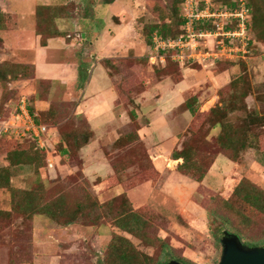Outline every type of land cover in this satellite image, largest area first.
Returning a JSON list of instances; mask_svg holds the SVG:
<instances>
[{"label":"rangeland","instance_id":"obj_1","mask_svg":"<svg viewBox=\"0 0 264 264\" xmlns=\"http://www.w3.org/2000/svg\"><path fill=\"white\" fill-rule=\"evenodd\" d=\"M37 1L0 3V10H18L20 17L26 18L14 20L18 28L12 31L11 16L7 15L4 20L9 27L0 31V73L9 74L5 83L0 82V131L21 99L31 106L34 119L40 121L37 124L48 129L42 137L43 148L29 135H0L1 152L37 147L42 153L33 165L13 167L8 166L6 154H0V168H11L12 173V191L0 189V264H100L116 237L127 239L153 264H219L224 232L238 236L246 247L264 246V121L252 126L259 137L255 145L233 161L216 143L219 131L210 132L207 122L211 108L219 101L218 92L223 90V97L229 100L231 92L225 87L244 72L251 95L245 100L246 110L232 113L229 120L239 127L246 125L249 112L264 117V45L256 40L252 28L244 59L224 60L216 67L181 68L187 82L179 102L197 99L200 109L196 116H177L168 124L173 136L162 141L153 138L161 124L152 127L151 117L161 100L172 99L168 94L172 86L168 83L160 88L164 79L156 77L154 71H161L166 62L146 45L144 34L149 35L151 25L163 22L161 12H168L172 0H132L133 8L130 0H93L100 9L117 1L127 11L123 21L108 17L110 11L105 7L97 10L101 19L97 25L102 24L93 30L92 22L85 18L90 0H71L64 9L74 15L72 21L58 20L56 25L78 48H72L73 52L64 48L59 56L43 60L33 29ZM226 1L233 4L235 0ZM121 24L119 32L113 30ZM112 35L124 44L113 47L103 59V36ZM95 37L101 42L95 46L101 55L88 45ZM205 45L211 48L212 42ZM34 63L43 69H38V78L47 69L55 70L52 74L56 77L46 74V79L53 81L36 79ZM71 63L76 64L72 78L54 81L62 79L61 68L66 67L64 76L70 73L67 65ZM168 64L173 71L179 69ZM14 69L17 79L10 76ZM146 81L160 86L147 94ZM94 99L101 102L96 105ZM172 101L165 109L171 111L173 119V111L180 114V109H176L179 102ZM64 138L67 144L61 142ZM66 146L69 153L63 155L61 150ZM188 146L197 168L184 174L177 170L183 161L175 163L171 156ZM147 154L163 165L154 170ZM136 157L139 162L134 163ZM200 176L203 180L196 181ZM144 184L147 186L140 187ZM30 191L45 203L62 197L66 212L80 209L81 213L75 214L71 225L64 226L44 215L16 212L15 207L24 204L25 193ZM129 213L139 217V232L134 236L123 230ZM122 217L124 227L118 228Z\"/></svg>","mask_w":264,"mask_h":264},{"label":"trees","instance_id":"obj_2","mask_svg":"<svg viewBox=\"0 0 264 264\" xmlns=\"http://www.w3.org/2000/svg\"><path fill=\"white\" fill-rule=\"evenodd\" d=\"M169 1V0H163ZM234 2V1H233ZM72 2L62 4V5H49V6H37L36 8V26L35 33L40 38V46L46 47L47 41L53 38H67L65 33L59 31L56 26L57 20L70 19L74 15L70 16L68 9H64ZM214 3L218 4L216 0ZM149 4V1H148ZM227 6H234V4L228 3L226 0L222 3ZM249 13L251 15L250 29L254 32L256 40L264 45V0H250L246 2ZM182 5L183 0H172V4L168 7V12H161L162 23L156 25H151L148 28L149 35L144 34L146 45L149 47H154L153 38L156 36L159 40L165 41L170 39H176L183 34V27L185 20L182 15ZM77 6H75V11ZM5 16L0 12V31L7 29V21L4 20ZM200 26V25H199ZM198 26V28H199ZM204 27V26H203ZM202 27V28H203ZM46 28V31L43 29ZM205 28V27H204ZM48 29V30H47ZM201 29V27L199 28ZM67 40V39H66ZM153 44V45H152ZM105 64H109L108 60L104 61ZM171 63L175 67L179 68L177 70H171L169 64ZM17 68L19 66H16ZM15 68V67H14ZM27 67H24L26 69ZM34 72V71H33ZM156 77L160 76L161 79L170 78L174 83H180L182 81L181 68L177 63H174L170 60V56H167L166 65L163 66L161 71H154ZM9 74L6 71L0 73V82L5 83L7 76ZM244 74L238 76L225 87V90L231 92L229 100H226L223 97V90L218 92L219 101L215 107H213L208 116V124L210 132L219 131L216 136V143L224 151L228 152L230 160L233 161L240 155L242 152H245L248 149H251L255 142L257 141L258 134L253 133L255 129L252 126L264 121V117H259L256 112H249L248 121L244 122L246 125L242 124L239 127L234 126L229 120V115L235 112H242L246 110L245 100L251 95V87L248 83V75ZM11 78L17 79L18 71L14 69L11 73ZM145 82L144 80H142ZM46 82V81H44ZM147 82V81H146ZM151 82H147L145 90L149 89ZM198 98V97H197ZM198 100L192 99L191 102H184L178 109L180 113L189 112L192 116H196L198 113ZM177 109V110H178ZM29 111L33 116L31 106H29ZM12 113H9L11 115ZM8 115V116H9ZM36 123H40L39 120L35 119ZM63 144H67V139L64 138L61 141ZM86 142H88L86 140ZM85 142V143H86ZM28 150V149H27ZM19 150L15 149L14 151L1 152L6 154V159L9 163L8 166H21L22 164L33 165L35 160L40 159L42 155L41 150L37 147L29 148V150ZM69 151L67 146L61 150V154L68 155ZM193 151L188 147H184L181 151L174 152L171 158L174 161L182 160L183 163L180 164L177 170L181 173L188 174L193 168H197L196 163L193 160ZM43 158V157H42ZM147 162L153 168L149 155L147 154ZM127 164H131L130 160L126 161ZM135 162H139L138 157H136ZM125 163V161H124ZM11 168H0V189H5L6 191H12L11 189ZM204 176H200L196 181H202ZM25 201L23 205H18L15 207V211L28 214L29 216L34 215H44L50 220L54 221L57 224L64 226H69L73 223V218L75 214L81 213V210H74L72 212L65 211V203L63 198L59 197L54 200L45 203L40 196H37L33 192L25 193ZM255 205V204H254ZM24 214V215H25ZM129 220L126 227L123 229L125 233L129 235H137L139 232V217L135 213H129ZM124 217L118 220V228H123L122 223ZM227 225L230 223L225 222ZM255 245H250L253 247ZM153 264L152 259L147 256L140 255L136 252L133 246L130 244L127 239L122 237H116L114 242L110 245L109 253L106 259L100 264Z\"/></svg>","mask_w":264,"mask_h":264},{"label":"built area","instance_id":"obj_3","mask_svg":"<svg viewBox=\"0 0 264 264\" xmlns=\"http://www.w3.org/2000/svg\"><path fill=\"white\" fill-rule=\"evenodd\" d=\"M233 4L230 7L216 4L214 0H183V34L165 41L154 36L152 50L162 63L165 64L169 55L180 68L191 65L216 67L221 61L241 58L247 54L251 41V15L244 0H235ZM206 42H212L211 48L205 45ZM10 120L1 125L0 135H29L39 148H43L42 137L48 129L36 123L25 99L20 100Z\"/></svg>","mask_w":264,"mask_h":264},{"label":"crops","instance_id":"obj_4","mask_svg":"<svg viewBox=\"0 0 264 264\" xmlns=\"http://www.w3.org/2000/svg\"><path fill=\"white\" fill-rule=\"evenodd\" d=\"M11 1L13 2V0H11ZM66 1L72 2L71 0H66ZM89 2H90L89 3L90 6H89V8H87V12H86V17L85 18L89 19L92 22V26L93 27L91 28V30H93L95 28L94 27L95 25L98 26V27H101L102 23L100 25L99 24L97 25V23H99L101 21V19L99 18V15H100L98 13L99 11L97 12V10L102 11V9L104 7L106 8L107 12H108V10L110 11V12H108V17H110L111 19H113V17L115 16V17H121L123 19V21H124L125 18H126V15H125V13L127 12L126 9H124V6L120 5V3H118L117 1L113 2V3H110V5L104 4L101 9H100L99 5H95V3H93V0H90ZM132 2L133 1L130 0V4ZM0 3H1V0H0ZM124 3H125V1H124ZM49 5H62V4H59V2L53 3V0L52 1H50V0H38L37 4L35 5V11H34L35 13H34V16H33V18L35 19L34 20L35 23L33 25V29L34 30H35V26H36V8H37V6H49ZM132 5L133 4H131V6ZM132 8H133V6H132ZM17 11L18 10L15 11L13 9V13H6L4 10H0V12L5 16V18H7V15L11 16L10 20H12L11 21V24H12L11 28H13L12 31H14V30H16L18 28L16 23H14L15 22L14 20H18V19H21V18L26 19L25 16L24 17H20V12L19 11L17 12ZM106 20H107V18H104V21H106ZM64 21H70L71 22L72 19H64ZM102 21H103V19H102ZM123 26H124V24L123 25L122 24L121 25H114L115 29H113V30L119 32L121 30V27H123ZM6 27L7 28L9 27V23L8 22L6 24ZM99 33H103V32H99ZM99 33L95 32L94 35H97ZM68 38H70V37H68ZM103 38L105 39V51H106V54H105L103 59L107 58V56L113 52V47H115V46H123V44H124L123 43L124 40L121 39V38L119 39V37L117 38V36H115V35L114 36L113 35L112 36H108V37H104L103 36ZM39 40H40V38H39ZM54 41L63 42V43L62 44L61 43H55L53 45ZM96 43L100 44L101 42H99V39H96V37H95V39H93L91 41V44L88 43V45L95 53L98 54L100 49H98V47H97V49H95ZM39 46H40V44H39ZM64 48L67 51L73 52L74 49L77 50L78 45L75 44L74 40L70 41L69 39L66 40V39H62V38H53V39H50V40L47 41L46 47H41L40 46V48H39L40 55L39 56L41 57L42 60L43 59H47L50 56H52V59H53L54 56H59V54L62 51H64ZM72 48H74V49H72ZM100 53H102V52H99V55H101ZM34 65H35V69H37V72L35 73V78L36 79H38L40 81H53L52 79H46V74H48L47 76L49 78L56 77V76H54L52 74L55 70L54 71H49L47 69V72L45 74H41L42 78H38V75H40L38 73V69L41 68V67H37V65L35 63H34ZM63 65H67V64H63ZM67 66H68L67 70H71L70 73L68 75L64 76V72H65L66 67H63V68H61L62 72L60 74L61 76L59 77V78H62V79H60V80L59 79L58 80L55 79L54 81L62 82L61 80L67 79V77H71L72 78V73H73V70L76 68V64L71 63V64H68ZM181 74H182V81L180 83H174V82H172L170 80V78H165L164 81L162 83H160L161 86L158 84L160 86V88H163V87L165 88L166 86L168 87V83L169 84L171 83L170 85L172 87H170L171 89H169L168 94H170V96H173V97H172V99L169 102L161 100L158 103V107L156 108V112H154L152 114L151 126L153 127V125L155 123H160L161 124L157 128L154 127L155 130L153 132V135L156 136V137H153L154 139L155 138L158 139L157 137H159V139H162V141H165L166 139H170L173 136V134H172L173 131H172V128L168 124L172 123V121L177 116H181V115H185V114L189 113V112H185V113L176 114L173 111V119H172L171 116H170V112L171 111L169 112L168 109H165V108H169V103H171L172 100H173L172 101V104H173V103H176L177 101L179 102L180 98L183 97V93L185 92L183 90H185V89H182V88H185V84L184 83H186L187 81H184L185 77L183 76V73H181ZM64 81H68V80H64ZM158 85H156V86H158ZM156 86L151 85L150 88L146 90V93L151 91V90H153V89H155ZM103 87H104V90H106V91L109 89V88H107L106 82H105V86H103ZM176 95H178V96H176ZM111 98L113 99V93L112 92H111ZM185 101H186L185 99L180 101L179 104H178V107L176 109H178L182 104H184ZM94 102H95L96 105H98L101 102V100L100 99H98V100L94 99ZM217 103H218V101L214 104L213 107H215V105ZM199 109H200V107H199ZM198 112H199V110H198ZM174 114H175V116H174ZM110 120H111V116H110ZM149 158L151 160V163L153 165L154 170H158V168H157L158 165H160V166L163 165V161L154 159L150 154H149ZM174 162L177 163V162H180V161H174ZM145 185L147 186V184H144V185H141L140 187L145 186Z\"/></svg>","mask_w":264,"mask_h":264},{"label":"water","instance_id":"obj_5","mask_svg":"<svg viewBox=\"0 0 264 264\" xmlns=\"http://www.w3.org/2000/svg\"><path fill=\"white\" fill-rule=\"evenodd\" d=\"M219 264H264V246L246 247L236 235L224 232L221 240ZM168 264H180L171 261Z\"/></svg>","mask_w":264,"mask_h":264}]
</instances>
